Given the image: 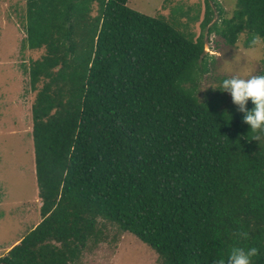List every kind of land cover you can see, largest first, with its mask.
I'll use <instances>...</instances> for the list:
<instances>
[{
    "label": "trees",
    "instance_id": "obj_1",
    "mask_svg": "<svg viewBox=\"0 0 264 264\" xmlns=\"http://www.w3.org/2000/svg\"><path fill=\"white\" fill-rule=\"evenodd\" d=\"M127 2L26 0V45L45 48L27 68L41 220L0 264H76L107 222L158 264L227 261L234 247L264 264V138L233 100L197 96L205 35L247 32L249 47L264 0H236L220 24L207 1L196 37Z\"/></svg>",
    "mask_w": 264,
    "mask_h": 264
},
{
    "label": "rangeland",
    "instance_id": "obj_2",
    "mask_svg": "<svg viewBox=\"0 0 264 264\" xmlns=\"http://www.w3.org/2000/svg\"><path fill=\"white\" fill-rule=\"evenodd\" d=\"M207 1L212 22L219 24L236 9V0H128L127 5L161 17L176 29L196 37L201 32ZM97 12L98 4L94 1L91 14ZM26 14V0H0V256L41 220L31 117L36 92L30 87L27 68L31 60L44 54L45 48L27 47ZM247 36V32H241L236 43L228 45L214 32L205 35L208 72L198 83L200 100L218 93L231 103L230 93L219 90L224 79L247 78L264 72V48L250 54V46H244ZM106 225L107 236L97 244L89 242L74 263L158 264V255L137 236L120 231L112 223Z\"/></svg>",
    "mask_w": 264,
    "mask_h": 264
},
{
    "label": "clouds",
    "instance_id": "obj_3",
    "mask_svg": "<svg viewBox=\"0 0 264 264\" xmlns=\"http://www.w3.org/2000/svg\"><path fill=\"white\" fill-rule=\"evenodd\" d=\"M264 47V38L254 35L250 41V54ZM219 90L230 93L233 103L244 113L243 122L250 125V132L255 133L251 140L261 141L264 134V75H251L247 78L232 76L222 81ZM251 100L254 107L248 110L247 104ZM228 114L227 112L225 113ZM229 115V114H228ZM249 136V134H248ZM249 139V138H248ZM250 140V141H251ZM245 237L246 233H243ZM259 255V249L234 247L227 257L214 260L213 264H252L254 257Z\"/></svg>",
    "mask_w": 264,
    "mask_h": 264
},
{
    "label": "crops",
    "instance_id": "obj_4",
    "mask_svg": "<svg viewBox=\"0 0 264 264\" xmlns=\"http://www.w3.org/2000/svg\"><path fill=\"white\" fill-rule=\"evenodd\" d=\"M19 239H20V238H19ZM16 241H17V240H15L14 242H16ZM18 241H19V240H18ZM14 242H13L8 248H10V247L14 244ZM8 248H7V249H8Z\"/></svg>",
    "mask_w": 264,
    "mask_h": 264
}]
</instances>
